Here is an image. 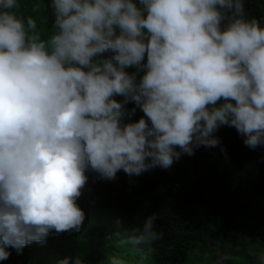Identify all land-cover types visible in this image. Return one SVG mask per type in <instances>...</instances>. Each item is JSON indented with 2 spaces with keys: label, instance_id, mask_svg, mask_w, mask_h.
<instances>
[{
  "label": "clouds",
  "instance_id": "clouds-1",
  "mask_svg": "<svg viewBox=\"0 0 264 264\" xmlns=\"http://www.w3.org/2000/svg\"><path fill=\"white\" fill-rule=\"evenodd\" d=\"M221 126L264 146V18L245 0H0V260L81 230L86 172L167 169L219 145ZM156 220L110 240L143 264ZM251 254L264 264V249ZM237 260L218 251L214 264Z\"/></svg>",
  "mask_w": 264,
  "mask_h": 264
},
{
  "label": "trees",
  "instance_id": "trees-1",
  "mask_svg": "<svg viewBox=\"0 0 264 264\" xmlns=\"http://www.w3.org/2000/svg\"><path fill=\"white\" fill-rule=\"evenodd\" d=\"M245 7L250 16L264 18V0H245ZM142 115L137 108L131 120ZM214 135L219 145L182 154L167 169L132 176L120 170L110 181L86 172L89 179L77 200L85 212L84 233L66 246L68 254L60 252L62 258L79 256L83 264H109L107 225L113 218L130 230L155 213L163 238L146 264H202L212 253L210 241L220 252L239 257L232 264H256L251 253L264 249V146H245L234 127L221 126ZM55 234L19 252L8 247L10 255L0 264H52L48 252Z\"/></svg>",
  "mask_w": 264,
  "mask_h": 264
},
{
  "label": "rangeland",
  "instance_id": "rangeland-1",
  "mask_svg": "<svg viewBox=\"0 0 264 264\" xmlns=\"http://www.w3.org/2000/svg\"><path fill=\"white\" fill-rule=\"evenodd\" d=\"M23 11L25 12V14H27L30 11V8H25L23 9ZM113 219H115L114 223H109V225H107L110 231L109 244L107 246L108 257L119 256L120 258L126 260L128 264H140L141 256L132 248L131 245H122L118 242L117 238H113L110 240L113 233L117 231L125 233L126 230H129L127 224L122 222L120 219ZM84 225L86 224H83L82 227ZM83 233V228H81L79 232H61L58 234L56 233L54 236H52V240H50V243L53 250H50L48 252L49 260L52 261V264H57V262L62 258L63 255L61 256L60 252H62V254L64 253L65 255L68 254L66 246L72 244L74 237H76L77 239L81 238V236H83ZM208 246L211 248L212 253L203 259L202 264H214L215 260L217 259V252L219 251L217 244L214 241H210L208 243ZM145 262L146 259L143 261V264H146Z\"/></svg>",
  "mask_w": 264,
  "mask_h": 264
}]
</instances>
